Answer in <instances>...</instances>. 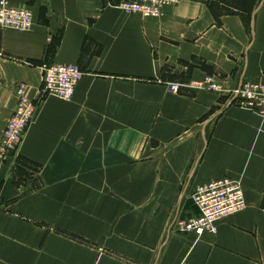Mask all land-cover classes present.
Instances as JSON below:
<instances>
[{
    "label": "crops",
    "instance_id": "crops-1",
    "mask_svg": "<svg viewBox=\"0 0 264 264\" xmlns=\"http://www.w3.org/2000/svg\"><path fill=\"white\" fill-rule=\"evenodd\" d=\"M6 1L32 27H0V136L44 65L83 76L70 101L39 102L0 163V264H264V119L231 98L264 74V0H180L156 20L116 8L132 0ZM206 76L223 93L186 88ZM223 177L244 209L214 233L173 229Z\"/></svg>",
    "mask_w": 264,
    "mask_h": 264
},
{
    "label": "built area",
    "instance_id": "built-area-1",
    "mask_svg": "<svg viewBox=\"0 0 264 264\" xmlns=\"http://www.w3.org/2000/svg\"><path fill=\"white\" fill-rule=\"evenodd\" d=\"M180 0H132L120 3L116 8L124 14H136L143 20L158 19L163 10L175 6ZM0 27L27 32L32 27V14L28 9L11 7L6 0H0ZM78 66L50 64L42 68L41 87L37 98H29L27 86L20 83L14 90L16 104L0 136V163L15 152L32 122L41 100L52 97L70 101L82 79ZM182 86L170 84V91L176 93ZM186 88L223 93L218 79L206 76L201 81H192ZM232 103L246 108L264 119V74L259 80H243L231 91ZM191 200L198 210L192 219H177L173 229L180 233L199 236L205 232L214 233L217 222L241 212L245 207L240 183L223 177L196 187Z\"/></svg>",
    "mask_w": 264,
    "mask_h": 264
},
{
    "label": "trees",
    "instance_id": "trees-1",
    "mask_svg": "<svg viewBox=\"0 0 264 264\" xmlns=\"http://www.w3.org/2000/svg\"><path fill=\"white\" fill-rule=\"evenodd\" d=\"M59 41V37L58 38H54L53 41L51 42V44L49 45L48 49H47V52H46V56L50 57L52 56L55 48H56V45ZM50 63H48L49 65Z\"/></svg>",
    "mask_w": 264,
    "mask_h": 264
}]
</instances>
